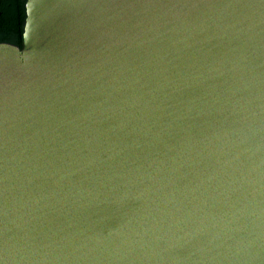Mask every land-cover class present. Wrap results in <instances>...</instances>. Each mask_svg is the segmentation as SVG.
<instances>
[{
    "label": "water",
    "instance_id": "95a60500",
    "mask_svg": "<svg viewBox=\"0 0 264 264\" xmlns=\"http://www.w3.org/2000/svg\"><path fill=\"white\" fill-rule=\"evenodd\" d=\"M0 264H264V0H26Z\"/></svg>",
    "mask_w": 264,
    "mask_h": 264
},
{
    "label": "trees",
    "instance_id": "16d2710c",
    "mask_svg": "<svg viewBox=\"0 0 264 264\" xmlns=\"http://www.w3.org/2000/svg\"><path fill=\"white\" fill-rule=\"evenodd\" d=\"M26 0H0V42L20 45Z\"/></svg>",
    "mask_w": 264,
    "mask_h": 264
}]
</instances>
